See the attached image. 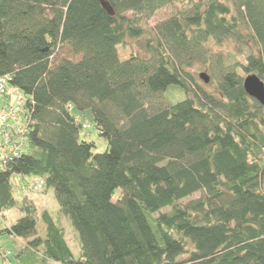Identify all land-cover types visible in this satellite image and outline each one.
<instances>
[{
	"label": "trees",
	"instance_id": "trees-1",
	"mask_svg": "<svg viewBox=\"0 0 264 264\" xmlns=\"http://www.w3.org/2000/svg\"><path fill=\"white\" fill-rule=\"evenodd\" d=\"M108 1L115 16L98 0H0V77L27 99V151L0 162V215L24 214L2 231L27 241L16 264H264V106L238 70L264 80V0H184L125 61L144 17L178 0ZM226 39L244 62L212 48ZM66 46L77 60L56 58ZM197 58L215 62L211 91ZM75 110L92 111L105 152ZM15 174L54 190L79 258L49 211L18 204Z\"/></svg>",
	"mask_w": 264,
	"mask_h": 264
},
{
	"label": "rangeland",
	"instance_id": "rangeland-1",
	"mask_svg": "<svg viewBox=\"0 0 264 264\" xmlns=\"http://www.w3.org/2000/svg\"><path fill=\"white\" fill-rule=\"evenodd\" d=\"M226 1V0H222ZM229 4H233V0H227ZM184 0H178L173 4H168L167 6L157 10L151 17L146 18L144 17V20L142 21V33L143 36L131 39L129 38L127 40L126 44H122L118 47V53L120 56V59L122 61L129 60L133 56H145L149 55L145 52V45L147 43V39H149V35L153 36L156 33V27L164 23L166 20L171 19L177 15H180L179 11L180 9H185L186 5L184 4ZM233 7V6H232ZM185 16H190L192 13L186 12L184 13ZM128 17H132L133 14H127ZM247 31L245 35H247ZM141 43V44H139ZM236 44L231 41L230 39H226L222 42V44H219L215 42L213 45V49L216 51L217 54H225L229 55L231 58V61L233 64L236 63H242L245 61V56H242L236 51ZM245 54H248V51L244 48ZM58 57L56 58H70L73 60H77L78 58H75L72 56L71 50L69 47H64L58 52ZM215 53V52H214ZM234 54V56H233ZM197 57V56H195ZM229 62V63H230ZM230 63V65L232 64ZM191 71L193 72V75L195 78V81L198 82L201 86L206 88L207 90L211 91L212 86L207 85L208 83H205L203 79L200 78V74H207L208 77L211 80V77H213L212 68H215V62H211V65H209L208 68H205L208 64L206 62H203L201 58H197L192 60L190 62ZM214 66V67H213ZM239 73L245 77V73L240 71L241 69L238 67ZM214 71V70H213ZM244 77V78H245ZM215 81V80H214ZM264 81V80H263ZM210 83V82H209ZM176 94V93H175ZM184 98V96H183ZM76 114H79L80 117L78 118L79 121L82 124L89 125V129H82L81 130V138L88 141L93 142L95 144V152H105L108 148V142L107 140L102 137L97 129L94 116L91 110H87L84 113H79L75 110ZM33 178H29L26 180V182L21 181L20 176L18 174H15L12 178L13 186H14V192L15 197L17 199V202L19 205H22L23 200L27 197L29 200H31L37 207L39 211L47 210L51 213V215L54 217L55 221L60 222L61 226L64 229L65 232V239L71 248L74 256L76 258L80 257L81 253V245L77 236V233L75 232L74 228L72 227L69 219L66 216H60L59 215V204L57 202L55 192L52 188H49L44 193H39L36 191H32L30 189V183L32 182ZM200 194H195L191 199L198 198ZM23 212L20 210L19 206H16L8 211L5 212V216L0 215V264H16L17 261L15 259V255L17 252L20 251V247H24L26 244L25 239H17L15 237L9 236L8 234L2 233L3 229L5 227L11 226L14 223L18 221L23 216ZM40 232L42 235H44V226L41 222H39Z\"/></svg>",
	"mask_w": 264,
	"mask_h": 264
},
{
	"label": "built area",
	"instance_id": "built-area-1",
	"mask_svg": "<svg viewBox=\"0 0 264 264\" xmlns=\"http://www.w3.org/2000/svg\"><path fill=\"white\" fill-rule=\"evenodd\" d=\"M26 101L24 93L12 84L8 75L0 77V162L27 151L23 138L14 135L23 134L26 130L22 119ZM83 127L86 129L88 125ZM44 186L45 181L40 177L33 178L30 183V189L36 192Z\"/></svg>",
	"mask_w": 264,
	"mask_h": 264
},
{
	"label": "water",
	"instance_id": "water-1",
	"mask_svg": "<svg viewBox=\"0 0 264 264\" xmlns=\"http://www.w3.org/2000/svg\"><path fill=\"white\" fill-rule=\"evenodd\" d=\"M102 8L110 16H115V10L108 0H98ZM200 78L204 80L205 83L210 81V78L207 74H200ZM243 86L246 93L258 101L261 105L264 106V81L257 76L256 74L248 75L243 80Z\"/></svg>",
	"mask_w": 264,
	"mask_h": 264
},
{
	"label": "crops",
	"instance_id": "crops-1",
	"mask_svg": "<svg viewBox=\"0 0 264 264\" xmlns=\"http://www.w3.org/2000/svg\"><path fill=\"white\" fill-rule=\"evenodd\" d=\"M19 240V239H18Z\"/></svg>",
	"mask_w": 264,
	"mask_h": 264
}]
</instances>
